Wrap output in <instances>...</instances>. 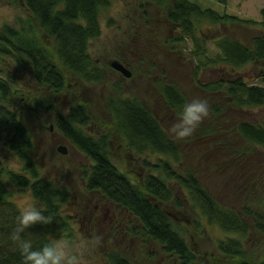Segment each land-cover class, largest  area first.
Instances as JSON below:
<instances>
[{"label": "rangeland", "instance_id": "rangeland-1", "mask_svg": "<svg viewBox=\"0 0 264 264\" xmlns=\"http://www.w3.org/2000/svg\"><path fill=\"white\" fill-rule=\"evenodd\" d=\"M174 1L111 0L100 10L101 34L90 43V52L101 72L99 82H85L61 67L66 85L62 92L54 93L49 87L39 86L30 73L21 71L13 58L0 56V65L11 85L5 102L17 112L33 135L31 155L41 177L68 188L70 192V199L63 208L68 226L50 233V236L89 242L90 250L85 255L84 264H112L111 253L120 254L130 264H180L159 243L143 234L140 222L129 211L109 201L101 192L87 190L82 170L89 168L92 162L56 127L57 113H66L72 106L85 105L92 118L86 131L95 136L109 134L112 162L141 184L148 172L158 173L145 166L144 160L155 163L160 154L149 151L137 155L127 147L115 129L107 104V99L118 93L142 102L176 141L179 159L166 157L176 172L183 175L192 172L227 208L239 212L249 208L264 214V150L247 141L237 130L243 121H262L264 106L238 108L231 103L225 89L210 91L199 85V82L228 80L238 73L250 81L258 69L253 64L240 68L210 64L198 69L199 61L194 55V40L206 47L211 58L219 52L215 42L223 36L252 47L254 38L264 33L260 24L264 0H192L221 15L238 19L216 23L194 19V38L186 36L183 39H179L181 28L167 18ZM4 11L13 13L14 21L11 24L0 22V28L6 24L19 30L30 28L40 43L53 51L52 40H48L37 26L25 0H0V14ZM113 61L125 65L131 76L127 78L113 69ZM163 84L178 87L187 101H207L209 115L191 137L181 140L172 133L171 129L178 123V112L168 106L162 95L160 88ZM62 146L67 149L66 154L59 151ZM0 160L7 169L29 175L24 170V163L2 143ZM7 184L15 203L17 197L31 192L29 188ZM170 185L182 206L173 202L162 205L195 253L196 260L192 264H236L217 247L219 241L234 236L218 224L209 223L177 182ZM247 221L250 230L242 239L245 250L250 259L264 261V235L252 225L250 217Z\"/></svg>", "mask_w": 264, "mask_h": 264}, {"label": "trees", "instance_id": "trees-1", "mask_svg": "<svg viewBox=\"0 0 264 264\" xmlns=\"http://www.w3.org/2000/svg\"><path fill=\"white\" fill-rule=\"evenodd\" d=\"M110 1L25 0L34 21L47 39L52 40L54 49L50 51L44 47L30 28L19 30L6 24L0 28V56L13 58L21 71L30 73L39 86L49 87L54 93L62 92L66 85L61 67L85 82H99L101 72L90 52V43L101 34L100 10L108 6ZM261 15L260 24L264 31V8ZM167 18L181 28L182 36L179 39L186 36L194 38V19L214 23L238 19L221 15L192 0L172 2ZM194 41L198 69L210 64L232 68L253 64L258 69L250 81L238 73L231 79L211 84L199 82L200 86L210 91L225 89L231 103L238 108L264 106V33L254 38L252 47L227 36L220 37L215 42L219 52L214 58L208 55L205 46ZM4 74L5 69L0 65V143L24 163V170L29 175L7 169L0 160V264H22L19 251L10 239L17 226L18 211L7 182L20 188H29L38 203L47 209L46 214L54 218L48 225L36 224L26 230L34 247L47 242L51 238L50 233L68 226L63 208L70 199V192L68 188L41 177L31 155L33 135L17 112L5 102L9 98L11 85ZM160 90L168 106L177 112L187 101L175 85L163 84ZM107 104L116 131L132 152L137 155L149 151L160 154L155 163L144 160L145 166L158 173L148 172L141 184L133 181L112 162L109 155L110 135L95 136L88 133L86 128L92 121L91 115L85 105H76L66 113H57L55 124L63 137L92 162L89 168L82 170L87 190L99 191L109 201L129 211L140 222L145 236L159 243L180 264H192L196 260L195 253L162 205L173 202L178 207L182 206L170 185L171 182H177L209 223L218 224L222 230L234 236L217 243L220 252L232 257L236 264H264V261L250 259L242 242L250 230L247 217L264 235V214L249 208L242 212L227 208L207 191L192 172L185 175L176 172L166 158L179 159L176 141L153 112L137 98L123 97L118 93L110 96ZM237 130L247 141L264 150V119L255 123L243 121ZM109 259L112 264H130L118 253H111Z\"/></svg>", "mask_w": 264, "mask_h": 264}, {"label": "clouds", "instance_id": "clouds-1", "mask_svg": "<svg viewBox=\"0 0 264 264\" xmlns=\"http://www.w3.org/2000/svg\"><path fill=\"white\" fill-rule=\"evenodd\" d=\"M13 21L14 14L10 11L0 14V22L11 24ZM177 115L178 123L171 129L172 133L177 139L189 138L209 115L208 103L204 99L188 100ZM16 208L17 226L10 239L19 251L22 264H84L85 255L90 250L89 242H73L52 236L40 247H34L26 230L36 224L48 225L54 218L46 214L47 209L30 191L16 198Z\"/></svg>", "mask_w": 264, "mask_h": 264}, {"label": "water", "instance_id": "water-1", "mask_svg": "<svg viewBox=\"0 0 264 264\" xmlns=\"http://www.w3.org/2000/svg\"><path fill=\"white\" fill-rule=\"evenodd\" d=\"M111 67L113 69H115L116 71L120 72L122 75H124L127 78H129L131 76V74H132L131 71L119 61H113L111 63ZM59 151L62 154H66L67 153V149L65 147H63V146L59 147Z\"/></svg>", "mask_w": 264, "mask_h": 264}, {"label": "flooded vegetation", "instance_id": "flooded-vegetation-1", "mask_svg": "<svg viewBox=\"0 0 264 264\" xmlns=\"http://www.w3.org/2000/svg\"><path fill=\"white\" fill-rule=\"evenodd\" d=\"M215 82H216V81H215ZM215 82H214V83H215ZM202 84H211V82H208V83H202Z\"/></svg>", "mask_w": 264, "mask_h": 264}]
</instances>
